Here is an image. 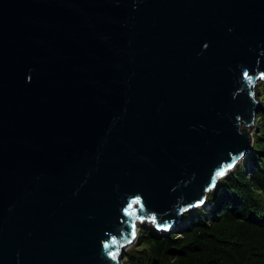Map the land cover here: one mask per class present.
<instances>
[{
  "label": "water",
  "instance_id": "water-1",
  "mask_svg": "<svg viewBox=\"0 0 264 264\" xmlns=\"http://www.w3.org/2000/svg\"><path fill=\"white\" fill-rule=\"evenodd\" d=\"M261 83L264 0H0V264H123L209 209Z\"/></svg>",
  "mask_w": 264,
  "mask_h": 264
},
{
  "label": "trees",
  "instance_id": "trees-1",
  "mask_svg": "<svg viewBox=\"0 0 264 264\" xmlns=\"http://www.w3.org/2000/svg\"><path fill=\"white\" fill-rule=\"evenodd\" d=\"M260 87L263 103L253 148L209 195L212 207L187 213L173 233L141 230L123 264H264V85Z\"/></svg>",
  "mask_w": 264,
  "mask_h": 264
},
{
  "label": "rangeland",
  "instance_id": "rangeland-1",
  "mask_svg": "<svg viewBox=\"0 0 264 264\" xmlns=\"http://www.w3.org/2000/svg\"><path fill=\"white\" fill-rule=\"evenodd\" d=\"M260 85H262V83H261ZM260 88H261V87H260ZM250 165H251V164H250ZM250 165H248V166H247V168H248V169H251V166H250ZM208 204H209V205L212 207V204H211V202H210V201H208ZM199 210H203V209H199ZM195 211H197V210H195ZM195 211L188 212V214H191V213H192V214H196L197 212H195ZM193 212H194V213H193ZM186 214H187V213H186ZM186 214H185V215H186ZM185 215H184V216H185ZM136 248H137V249H139V250H141V249H142V248H140L139 246H138V247H136ZM143 248H146V249H148V248H149V246H147V245H143ZM133 249H134V248H133ZM125 256H126V254H125ZM124 259H125V258H124Z\"/></svg>",
  "mask_w": 264,
  "mask_h": 264
},
{
  "label": "snow or ice",
  "instance_id": "snow-or-ice-1",
  "mask_svg": "<svg viewBox=\"0 0 264 264\" xmlns=\"http://www.w3.org/2000/svg\"><path fill=\"white\" fill-rule=\"evenodd\" d=\"M113 258H115L114 254H113Z\"/></svg>",
  "mask_w": 264,
  "mask_h": 264
},
{
  "label": "bare ground",
  "instance_id": "bare-ground-1",
  "mask_svg": "<svg viewBox=\"0 0 264 264\" xmlns=\"http://www.w3.org/2000/svg\"><path fill=\"white\" fill-rule=\"evenodd\" d=\"M159 233H162L161 231Z\"/></svg>",
  "mask_w": 264,
  "mask_h": 264
}]
</instances>
